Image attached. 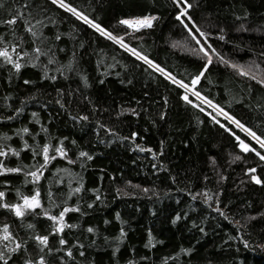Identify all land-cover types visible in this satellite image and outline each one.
<instances>
[{
    "label": "snow or ice",
    "instance_id": "obj_1",
    "mask_svg": "<svg viewBox=\"0 0 264 264\" xmlns=\"http://www.w3.org/2000/svg\"><path fill=\"white\" fill-rule=\"evenodd\" d=\"M161 8L167 11L174 27L182 33L179 39L171 38L169 47L187 55L188 67L170 66L166 60L153 54L154 42L148 43V33L154 32L157 24L165 19ZM225 8L233 18L232 31L264 33V21L255 28L248 27L250 13L247 9L237 11L236 0H229ZM129 9L106 26L102 17L96 14L93 0L87 4L77 0H0V82L12 85L25 71L31 70L32 75L38 74L40 81L52 82L49 87L55 92V97L46 102L38 99V94L43 95L39 90L19 97L12 91L4 93L0 97L3 101L0 104V121L16 120L26 111L29 102L39 103L42 109L58 105L59 110L76 124L92 122L98 111L107 113L109 109H98L88 94L92 82L89 73L81 66L83 57L80 50L86 49L89 43L82 37L91 30L97 37L91 41L92 44H98L99 38L111 42L110 49L97 47L90 50L96 56L100 83L104 82L105 75L114 74L120 78L123 73L121 83L131 84L140 76L161 86L164 94L158 93L159 99L153 101L158 105L162 101L158 112L161 121L167 120L170 95H176L188 111L190 124L197 128L207 125L222 131L233 142V150L228 153L229 166L236 162L248 165L246 154H254L258 158V163L243 169V175L237 181L238 189L245 190L248 184L264 186V171H258L264 170V51L256 53L249 47L252 55L245 61L238 58V52L244 50L240 44L226 51L225 45L233 43L228 40V25L219 22L212 13L198 15L201 0H164L163 5L158 4V0H144L143 3L129 0ZM65 24L69 27L62 31L61 26ZM117 28L121 30L117 31ZM64 37L68 38L71 47L60 43ZM61 54L67 58L61 60ZM109 57L111 63L107 62ZM213 67L223 75H210ZM117 68L119 71L109 72V69ZM76 77L80 82L76 88L71 84L64 87L66 82H75ZM204 81L208 87L204 86ZM36 83L31 78L23 80L24 85ZM221 83L224 98L218 91L211 90L214 84L219 88ZM57 84L60 87H56ZM148 95V92L144 93L145 97ZM17 99L19 106H16ZM150 107L151 104L142 111L148 112ZM9 109L11 114L5 115ZM124 113L141 114L133 107H121L115 115L120 117ZM150 122L156 123L155 120ZM94 123L97 135L103 131L114 139L131 140L134 148L151 154L152 170L169 171L163 160H157L163 153L164 140L159 142L160 150L154 151L151 146L135 143L138 136L135 131L130 136H122L115 125L102 118L95 119ZM30 125L36 126L35 130ZM13 137L19 138L18 145L14 144ZM25 150L30 153L27 162L23 155ZM58 160L67 164H56ZM92 160L93 155L76 139L57 135L52 125L43 122L37 111H31L28 123L7 132L0 131V213L3 214L0 219V264H95L94 260L87 258V253L97 245L99 229L94 224L85 226L82 220L90 214L88 210L96 202L105 204V199L99 185L88 188L85 184L84 171ZM208 163L209 170L216 176V190L207 186L212 177L205 173L201 177L204 186L198 191L191 190L193 182L187 177V187L182 191H187L193 201L200 200L231 222L238 213H233L230 218L227 210L231 201L222 205L221 199V185L227 179L224 174L227 169L221 170L216 156H209ZM76 165H79V171L74 170ZM177 175H170L168 179L175 184ZM110 179L114 177L110 176ZM129 186L144 194L149 191L157 194L155 189L132 185L130 180L125 181L124 188L117 187L114 191L117 196L135 195V191L125 190ZM86 193H92L94 199L85 201ZM245 206L250 208L252 205L245 202L240 207ZM72 213L78 215L69 222L66 217ZM257 217H264V210L244 216V225ZM42 219L45 221L43 226ZM179 219L181 214L177 213L172 222ZM115 220L122 226L115 236H104V242L105 246L112 248L113 264H119L117 252L126 236L123 227L126 222L119 212L115 213ZM104 223L108 224L109 220L105 219ZM235 225L236 235L230 238H239L248 247L249 241L240 235L241 221L235 220ZM192 226L196 227L195 221ZM73 230L81 235H75ZM199 231L204 233L205 228L201 226ZM164 243V240L156 238L152 229L147 230L144 248L155 252V246ZM259 247L264 248V244ZM189 254H195L193 248L181 245L176 251L159 256L158 260L149 256L131 257L124 264H184L181 257Z\"/></svg>",
    "mask_w": 264,
    "mask_h": 264
},
{
    "label": "trees",
    "instance_id": "obj_2",
    "mask_svg": "<svg viewBox=\"0 0 264 264\" xmlns=\"http://www.w3.org/2000/svg\"><path fill=\"white\" fill-rule=\"evenodd\" d=\"M78 3L87 4L89 0H77ZM143 3L144 0H138ZM164 0H158V4L163 5ZM229 0H201V9L198 15L203 13H212L219 22L228 25V40L233 43L225 45L226 51H231L235 44L243 46L244 50L238 52V58L241 61L247 60L252 53L248 48H252L256 53L264 51V33L234 32L232 16L227 12L225 5ZM93 6L96 14L101 16L105 25H111L121 14L127 13L129 9V0H93ZM247 9L250 13V28H255L264 21V0H236V10ZM165 19L157 24L154 32L148 33V43L154 42L153 54L158 55L161 60H166L167 64L174 67H188L189 59L185 53L179 49L169 47L171 38L179 39L181 31L175 28L173 22L168 17L167 11L161 8ZM78 23V22H77ZM238 23V22H237ZM69 25L61 26L62 31H67ZM120 31V28L116 29ZM82 39L87 40L88 47L81 49L83 57L81 66L86 69L90 75L92 87L87 90L88 94L94 99L98 109H109L107 113L98 111L93 117L92 122L76 124L68 116L59 110L58 105H51L42 109L37 102H29L26 111L14 121H0V131H9L17 128L23 123L29 122L31 111H37L43 122L52 125V129L57 135L68 136L69 139H76L78 144L93 155V160L89 161L84 171L85 184L88 188L100 186V192L105 199V204L96 202L89 211V215L84 217L82 223L87 226L94 224L99 229L96 236L97 245L87 253L89 260H94L95 264H113L112 248L105 246L104 236H115L122 226L115 220V213L119 212L121 219L126 222L125 239L120 243V249L117 252L119 264L131 257L149 256L152 260H158L159 256L165 253L176 251L181 245L191 247L194 255L182 256L184 264H264V248L259 245L264 244V217H257L244 225L243 217L248 214H255L264 210V186L248 184L245 190H239L237 181L243 175V169L246 166H252L258 163V158L254 154H246L248 165L243 162H236L229 166L228 153L233 150V142L222 131H217L204 125L197 128L190 124L188 111H185L182 102L174 94L170 95L169 109L167 111V120L161 121L158 112L162 106L153 103L159 99L158 93L163 95V88L156 83L137 76L131 84L121 83L124 79L123 73L120 78L113 75H105L104 82L100 83V74L96 71V56L90 51L93 48L110 49L111 42L103 38L98 39V44H92L91 41L97 37L88 30ZM71 47L67 37L60 42ZM122 55H125L122 53ZM67 57L61 54V60ZM111 63L110 57L107 59ZM131 63V59L128 60ZM264 66V65H262ZM119 71V69H109V72ZM216 76L223 74L218 72L217 68H212V73ZM232 77L231 73H228ZM31 78L36 80L35 85H24L23 80ZM215 78V77H214ZM236 79L235 77H232ZM52 82L40 81L37 75H32L31 70L25 71L24 75L15 80L12 85L0 82V97L8 91H12L14 96H25L37 93L38 90L43 95L38 94V99L43 101L51 100L55 97L54 89L49 87ZM79 78L75 82L69 81L64 84L68 87L76 88L79 84ZM16 85H19L17 88ZM255 86V83L253 82ZM204 86L208 87L207 81ZM56 87H60L59 84ZM213 92H219L224 98V86L217 88L215 84L211 89ZM148 92V97L144 93ZM135 98V99H133ZM137 101L140 103L137 104ZM12 101L10 100L9 103ZM3 101L0 99V104ZM151 107L148 112L142 109ZM16 106H19V100H16ZM88 110L87 105L83 106ZM121 107H133L141 114L133 116L131 113H124L117 117L115 112ZM2 111V109H0ZM191 111V110H189ZM239 111V109H237ZM5 115L11 114V109L4 112ZM102 118L105 122L113 124L122 136H130L133 131L138 133L135 139L136 144L151 146L154 151L160 150V140H164V150L157 160H163L168 172L161 169L159 172L152 170V158L149 153H142L133 147L131 140L114 139L111 134L103 131L97 135L94 131L96 125L94 120ZM249 118L251 114L249 113ZM155 120L153 125L150 121ZM30 127L35 130L34 125ZM10 134V132H9ZM143 137V140L140 139ZM103 140L105 142L101 143ZM111 140V143L107 141ZM14 144H19V138L13 137ZM238 151V150H237ZM25 159L30 158V153L25 150ZM75 157V153H72ZM216 156L217 163L224 172L227 179L221 185L222 205L229 203L228 214L230 218L233 213H238L233 220H225L217 213L203 205L200 200L193 201L187 191H182L187 187L186 177L193 182L192 191H198L204 186L201 180L203 174L207 173L212 179L207 182V186L216 190V176L214 171L209 170L208 157ZM15 162V158H13ZM61 166L67 164L66 161H57ZM56 165L54 164L53 167ZM79 171V165L74 167ZM258 171H264L258 169ZM178 174V175H177ZM177 175V182L174 184L168 177ZM110 176L114 179H110ZM102 177V178H101ZM132 181V185H141L149 189H155L157 194L149 191L147 194L140 192L132 187H127V191H135V195L117 196L115 188L125 187V181ZM115 197V198H114ZM92 193L84 194V200H93ZM75 203V200L72 201ZM250 202L251 207L242 204ZM221 205V206H222ZM187 212L188 215H183ZM181 214V219L172 222L173 217ZM78 214H69L66 219L69 222L75 220ZM3 214L0 213V219ZM109 220L108 224L104 220ZM235 220L241 221L240 235L249 241L248 247H245L241 239L232 240L230 237L236 235ZM195 221L196 227L193 228ZM45 221L41 220V226ZM203 226L205 232L201 233L199 228ZM152 229L153 234L158 240H164L163 245H156L155 252L144 248L147 238V230ZM75 235H81L73 230ZM90 235V234H89ZM83 238V237H81ZM129 249H132L130 251ZM145 264V262H141Z\"/></svg>",
    "mask_w": 264,
    "mask_h": 264
}]
</instances>
